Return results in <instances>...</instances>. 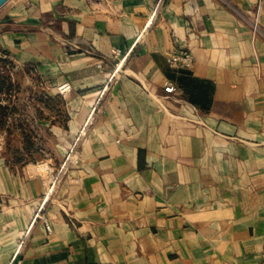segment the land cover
<instances>
[{
    "label": "crops",
    "instance_id": "crops-1",
    "mask_svg": "<svg viewBox=\"0 0 264 264\" xmlns=\"http://www.w3.org/2000/svg\"><path fill=\"white\" fill-rule=\"evenodd\" d=\"M158 1L0 12L25 89L72 86L37 121L56 161L11 166L0 133V264H264V0Z\"/></svg>",
    "mask_w": 264,
    "mask_h": 264
},
{
    "label": "trees",
    "instance_id": "trees-1",
    "mask_svg": "<svg viewBox=\"0 0 264 264\" xmlns=\"http://www.w3.org/2000/svg\"><path fill=\"white\" fill-rule=\"evenodd\" d=\"M16 65L10 59V55L7 51L0 48V133L5 135V160L6 163L11 166L22 167L31 162H36L35 153L39 152L35 132L39 129V125H36L38 120L49 119L43 115V109L36 107L37 120L30 119L26 114V107L22 108L19 104V97L23 93V87L18 79L15 78ZM29 91L31 100L37 101L46 108H51L52 104L59 103L63 110V97H51L45 91L32 90ZM26 93V92H25ZM53 109V108H51ZM67 120V116H64ZM20 137L23 145V149H14L12 147V141L15 137Z\"/></svg>",
    "mask_w": 264,
    "mask_h": 264
},
{
    "label": "rangeland",
    "instance_id": "rangeland-1",
    "mask_svg": "<svg viewBox=\"0 0 264 264\" xmlns=\"http://www.w3.org/2000/svg\"><path fill=\"white\" fill-rule=\"evenodd\" d=\"M8 3L0 9V12L4 11L5 9H7L9 7ZM18 81L21 83V85L23 87V93H21V95L19 97L18 104L22 108L26 107V109H27L26 114L29 116L30 119L31 118L33 119V116L37 115V112H36L35 108L39 107V108L43 109L42 111H43V115L45 117H54V118L58 117L60 121H64L65 120L64 113L62 114V107L59 105V103L52 104L51 108H53V109H51V108H46L42 104H39L37 101L31 100L30 92L29 91H25V85H26L25 83H26V81H25V79H24V77L22 75H21V77H19ZM34 92H36V91H34ZM36 125H39V123H36ZM42 130L37 129L36 132H35V135L37 136V139L35 140L36 143H37L36 147L38 149H40L39 152L35 153V158L37 159L38 162H45V161L46 162H54V161L57 160L56 155H54L52 153H47L45 151V149L43 148V144H42V141H41L42 138L40 137V135L46 136V139L48 138L49 135H47V133L41 134ZM47 142H48L47 140H44L45 144ZM5 143H6V140H5ZM23 145L24 144H22L19 136L17 138L15 137V139L12 141V147L14 149H18V150L23 149ZM4 146H5V144L3 145V149H2V154L3 155H4ZM31 163H35V162H31ZM23 166H25V165H23Z\"/></svg>",
    "mask_w": 264,
    "mask_h": 264
},
{
    "label": "built area",
    "instance_id": "built-area-1",
    "mask_svg": "<svg viewBox=\"0 0 264 264\" xmlns=\"http://www.w3.org/2000/svg\"><path fill=\"white\" fill-rule=\"evenodd\" d=\"M164 0H159L157 9L163 4ZM251 16V15H250ZM246 17V21L250 25L252 29V33L254 37L259 35H264L263 30L261 29V24L259 21V9L255 12L253 16ZM117 54V53H115ZM168 63L171 67L178 69V70H191L194 64V57L191 52L189 51H179L172 53L168 57ZM119 67V65H117ZM176 86L170 82L165 83L164 91L167 94H173L176 92ZM59 96L66 97L71 91L72 86L69 83H64L63 85L57 88ZM42 222L45 225L46 231L51 233V225L47 219V217H41Z\"/></svg>",
    "mask_w": 264,
    "mask_h": 264
},
{
    "label": "water",
    "instance_id": "water-1",
    "mask_svg": "<svg viewBox=\"0 0 264 264\" xmlns=\"http://www.w3.org/2000/svg\"><path fill=\"white\" fill-rule=\"evenodd\" d=\"M10 0H0V9L6 5Z\"/></svg>",
    "mask_w": 264,
    "mask_h": 264
}]
</instances>
